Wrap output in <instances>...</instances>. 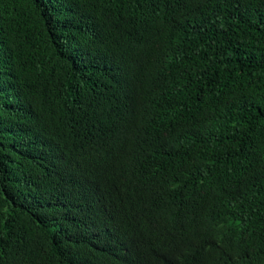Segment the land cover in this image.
I'll list each match as a JSON object with an SVG mask.
<instances>
[{"label":"trees","instance_id":"trees-1","mask_svg":"<svg viewBox=\"0 0 264 264\" xmlns=\"http://www.w3.org/2000/svg\"><path fill=\"white\" fill-rule=\"evenodd\" d=\"M0 264H264V0H0Z\"/></svg>","mask_w":264,"mask_h":264},{"label":"clouds","instance_id":"clouds-1","mask_svg":"<svg viewBox=\"0 0 264 264\" xmlns=\"http://www.w3.org/2000/svg\"><path fill=\"white\" fill-rule=\"evenodd\" d=\"M149 193H150V190H149V191L144 190V191L141 193V197H144V196L148 195Z\"/></svg>","mask_w":264,"mask_h":264}]
</instances>
